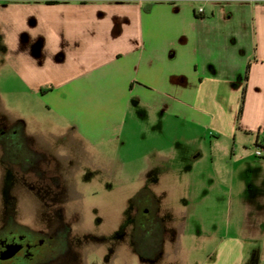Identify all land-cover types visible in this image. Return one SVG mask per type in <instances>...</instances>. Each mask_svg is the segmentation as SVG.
Instances as JSON below:
<instances>
[{
  "label": "crops",
  "instance_id": "0c3cea01",
  "mask_svg": "<svg viewBox=\"0 0 264 264\" xmlns=\"http://www.w3.org/2000/svg\"><path fill=\"white\" fill-rule=\"evenodd\" d=\"M48 1L35 7L36 25L25 26L41 41L38 56L22 44L18 57L23 82L32 93L43 91L63 137L102 147L142 119L182 123L185 140L198 145V162L209 143L214 181L224 189L200 201L222 203L229 192L225 201L240 207L242 222L250 207H264V157L255 153L264 135V0ZM26 127L24 121L22 133L31 137ZM172 137L160 135L166 157ZM160 173L156 184L166 179ZM167 242L165 236L163 250Z\"/></svg>",
  "mask_w": 264,
  "mask_h": 264
},
{
  "label": "rangeland",
  "instance_id": "374dc122",
  "mask_svg": "<svg viewBox=\"0 0 264 264\" xmlns=\"http://www.w3.org/2000/svg\"><path fill=\"white\" fill-rule=\"evenodd\" d=\"M40 3L0 0V128L25 121L35 143L31 149L40 148L47 157L41 173L35 172L0 140V228L14 223L47 231L61 216L74 229L70 239L80 251L79 264H264L259 214L264 207H250V218L242 222L236 218L240 207L225 201L229 192L222 203L200 201L203 194L217 198L224 189L214 181L209 143L206 159L198 162L192 155L198 145L185 140L184 124L169 127L142 119L124 139L102 147L62 136L66 130L53 119L43 91L32 93L20 71L22 44L35 56L41 47L25 30L28 21L36 25L34 9ZM161 131L173 136L169 157L159 141ZM160 170L167 172L166 179L156 184ZM152 191L159 194L156 212L168 242L162 252L142 257L134 243L140 210L135 199ZM244 242L251 247L244 248Z\"/></svg>",
  "mask_w": 264,
  "mask_h": 264
},
{
  "label": "flooded vegetation",
  "instance_id": "af4514ba",
  "mask_svg": "<svg viewBox=\"0 0 264 264\" xmlns=\"http://www.w3.org/2000/svg\"><path fill=\"white\" fill-rule=\"evenodd\" d=\"M0 132V140L7 142L14 156L21 157L22 166L41 173L40 164L47 157L40 148L31 149V144L35 143L23 135L20 126L5 123ZM11 160L16 162L13 158ZM135 200L140 205L134 238L136 250L142 257L160 253L167 229L156 212L158 199L153 192H142ZM72 234L73 227L61 216L47 231H35L24 225L8 223L0 228V264H79L81 255L71 242ZM84 237H91V234L86 233Z\"/></svg>",
  "mask_w": 264,
  "mask_h": 264
},
{
  "label": "trees",
  "instance_id": "16d2710c",
  "mask_svg": "<svg viewBox=\"0 0 264 264\" xmlns=\"http://www.w3.org/2000/svg\"><path fill=\"white\" fill-rule=\"evenodd\" d=\"M57 1H55V0H51V1H48V3H50V4H53V3H56ZM248 76H249V66H248V68H247V71H246V73H245V82H247V80H248ZM246 90H247V86H246V84H245V86H244V88H243V91H242V99H241V105H240V110H239V119L241 118V115H242V113H243V109H244V103H245V95H246ZM238 119V120H239ZM22 122V121H21ZM23 123V122H22ZM23 124H21V126H22ZM19 126H20V124H19ZM263 137H264V135H263ZM260 140L261 139H258V141H257V143H256V146H260Z\"/></svg>",
  "mask_w": 264,
  "mask_h": 264
},
{
  "label": "built area",
  "instance_id": "2783aa9c",
  "mask_svg": "<svg viewBox=\"0 0 264 264\" xmlns=\"http://www.w3.org/2000/svg\"><path fill=\"white\" fill-rule=\"evenodd\" d=\"M200 11L203 12V8H200ZM255 153L257 157H264V137L260 140V146H256Z\"/></svg>",
  "mask_w": 264,
  "mask_h": 264
}]
</instances>
